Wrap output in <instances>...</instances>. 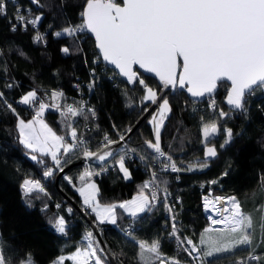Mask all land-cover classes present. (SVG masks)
Returning a JSON list of instances; mask_svg holds the SVG:
<instances>
[{"label": "trees", "instance_id": "trees-1", "mask_svg": "<svg viewBox=\"0 0 264 264\" xmlns=\"http://www.w3.org/2000/svg\"><path fill=\"white\" fill-rule=\"evenodd\" d=\"M84 3L85 0H40L37 5L31 0H8L7 15H0V91L4 92V98L11 102L19 115L25 117L33 115L34 109L15 102V99H20L30 89H36L45 101V92L50 94L52 90H59L64 93V98L57 101L62 105L70 101L79 102L77 98L83 97L87 101L86 105L95 110L96 116L89 121L75 118L74 126L78 136L87 140L88 146L94 150L102 143L104 132L112 140L118 138L116 129L124 133L129 126H133L144 113L142 107L149 103L141 101L144 94L141 86L127 84L126 80L114 75L112 67L98 59L92 36L85 33L74 39L54 35L67 26L81 23L80 13ZM17 8L25 10L29 18L41 15V21L35 28L29 26L25 31L18 27L16 31H12L11 26L16 23L13 17ZM36 32L43 34L45 39L34 42ZM65 46L70 48L67 55L61 52V48ZM93 70L95 85L90 89L87 83L93 79ZM140 76L150 87H159L153 76L143 73ZM7 84H12L13 87H6ZM226 87L227 85L220 86L215 94L218 96L217 108L230 113L228 118L219 123L222 129H232V142L220 148V143L225 139L221 131L212 138L218 155L208 161L206 168L196 167L193 171L179 173L159 169L156 173L159 180L167 181L168 191L173 193L174 198L180 199L173 216L181 237L186 235L201 238L205 229H209V234H212L213 228H222L219 225H208L209 217L202 199L209 187L213 193L237 197L242 211L252 216L253 245H240L229 252L215 253L212 257H207L211 264H237L239 259L248 261L253 247L261 260L250 261L249 264H264V244L261 243L260 228L261 217L264 215V192L261 190L264 183V93H255L247 98L246 114L230 112L223 102ZM167 97L172 110L162 128V150L166 155H171L180 167L195 166L204 159L201 117L204 121H209L216 118V114L211 109L199 108L193 111L192 104L195 101L185 91L169 90ZM46 102H50L49 99ZM151 114L146 115L137 125L128 141L143 153H150L143 146L144 140L152 137L148 122ZM44 118L64 135L66 129L58 111L49 108ZM16 122V117L0 105V241L4 242V254L11 258L12 264H19L26 253L32 254L35 264H51L57 256L68 255L77 247L85 246L86 233L93 231L88 220L69 200L71 198L76 204L86 208L83 198L73 186L76 173L84 169V165L82 162L70 165L60 176L59 187L55 182L58 171L54 177L45 179L42 175L44 165L31 160L27 150L16 142ZM82 158V155L74 153L67 165ZM65 159L68 157L62 155V162ZM45 161L48 167H52L50 157H46ZM126 163L132 174L131 179L122 178L118 165L98 176L94 175L99 186L100 202L117 203L138 193L149 175V167L137 156L132 160L127 159ZM224 172L228 175L223 176ZM65 176L71 177L72 183L65 180ZM26 177L40 179L47 193H41L38 199H32L31 206L20 187ZM213 179L217 183L211 184ZM45 205L47 210L42 211ZM69 208L72 209L71 213L68 212ZM86 211L95 221V214L91 209ZM116 211L117 225L104 224L98 227L108 248L116 254L119 264H143L139 248L141 240L148 243L159 240L160 257L154 258V264H159L161 259L167 261L171 258L178 259L181 264H190L185 252L180 251L174 238L168 235V217L163 203L158 204L151 212L135 218L137 227L134 231L130 230L133 231L134 239L125 234L124 228L132 217L122 209L117 208ZM57 216H63L66 220V235L56 233L49 224V219ZM65 264L73 263L65 261Z\"/></svg>", "mask_w": 264, "mask_h": 264}, {"label": "snow or ice", "instance_id": "snow-or-ice-1", "mask_svg": "<svg viewBox=\"0 0 264 264\" xmlns=\"http://www.w3.org/2000/svg\"><path fill=\"white\" fill-rule=\"evenodd\" d=\"M40 4V0H31ZM8 0H0V15H7ZM41 15L29 18L22 8L16 9L12 24V31L18 27L27 30L41 21ZM81 23L70 25L54 33L79 38L81 34L90 33L95 38V45L104 62L112 66L114 75L126 78L129 85L141 86L144 93L142 102L156 105V112L149 121L152 126L153 139H146L144 149L150 153H143L135 148L126 149L117 154L110 148L113 144L123 142L126 135L133 132L129 126L124 133L119 134L118 141H113L106 133L97 150H89L88 141L78 136L74 126L75 118L89 121L96 116L93 108L88 107L83 101L63 105L57 102L64 98V93L52 90L45 92L50 102L38 95L36 89L30 90L19 99V104L34 109L32 118L25 120L20 117L16 108L5 98L0 91V105H3L16 117L15 131L16 142L27 150L31 160L44 165L43 177H54L57 171L63 172L69 163L72 154L82 155L86 160L99 162L100 171L86 169L79 175L82 186L77 189L83 197L85 210L91 209L95 214L97 225H117V208L122 209L129 217L139 218L141 214L151 212L158 204L163 203L164 208L173 212V207L168 203L170 193L167 181L159 180L155 172L152 179L140 186L139 191L131 200L119 204L101 205L97 197L99 190L92 177L108 171V160L112 158L113 166L118 165V170L125 180L131 179V172L126 166V158L131 159L135 154L146 167H151V162L159 163L164 172L173 173L193 171L208 166V161L218 155L217 147L212 143V138L223 131L225 139L219 147L224 148L233 140L231 128L221 127L219 121L229 117L230 113L222 108H217L214 98L218 87H227L225 102L231 111L246 114L247 98L257 91L264 93V0H85L80 13ZM45 39L43 34L36 32L34 42ZM61 52L70 53L68 46L62 47ZM23 55V53H21ZM95 63V61H94ZM135 66L146 73L154 74L158 78L159 88L150 87L136 70ZM92 81L88 87L95 85V70L92 71ZM6 87H13L7 84ZM169 90L185 91L192 98L208 97V107L216 114V118L204 121L201 117L204 159L197 165L180 167L171 155H166L161 147V129L164 127L171 106L167 97ZM49 108L59 112L66 129V135H59L48 123L44 115ZM147 113L148 107H142ZM115 128V125L113 126ZM211 145V146H210ZM68 159L61 160V156ZM50 157L52 167L45 161ZM223 176L228 173L224 172ZM178 178V177H177ZM69 183L72 178L64 177ZM159 180V183H157ZM215 184L217 181H212ZM163 185V187H161ZM21 190L26 201L31 206V200L46 193L44 184L40 179L24 178ZM264 192V183L261 185ZM161 196L163 199H161ZM216 208L217 204H225L216 208L219 219L209 216L212 225L224 227L211 230L205 229L201 235L198 247L192 239H186L185 252L189 257L199 260L201 253L204 257H212L215 253L229 252L240 245L252 246L254 243V221L251 215L242 211V205L235 196L216 197L210 201L204 197V207L209 205ZM59 207V205H57ZM47 210V205L42 211ZM71 213L72 209L69 208ZM175 221V216L172 217ZM49 224L56 233L66 235V220L63 216L52 217ZM261 243L264 244V215L260 221ZM134 231V230H133ZM133 231L125 230L129 237ZM176 235V225H172V234ZM85 246L77 247L70 255H60L51 264H108L106 248L101 246L93 231H88L84 237ZM181 243H185L184 240ZM140 258L143 264H154V258L160 257V242L151 243L139 241ZM150 254V255H149ZM261 256L251 249L248 261H237V264H249L250 261H260ZM0 264H12L11 258L4 254V242L0 241ZM19 264H35L31 253H26L19 260ZM159 264H181L176 258L159 261Z\"/></svg>", "mask_w": 264, "mask_h": 264}, {"label": "built area", "instance_id": "built-area-1", "mask_svg": "<svg viewBox=\"0 0 264 264\" xmlns=\"http://www.w3.org/2000/svg\"><path fill=\"white\" fill-rule=\"evenodd\" d=\"M98 59H101L102 60V57H100V55L98 54ZM97 59V60H98ZM87 85H89L88 83H87ZM227 87H228V85H227ZM227 87H226V90H227ZM57 91H59V90H57ZM257 93V92H256ZM47 99H46V101H48V99H49V97L48 96H45ZM214 98L216 99V101L218 102V96H217V94H214ZM18 102L19 101V99H15V102ZM77 101H83L85 104L87 103V101L83 98V97H80V98H77ZM9 103H11L10 101H8ZM71 103H73L72 101H70V102H68V104H71ZM208 103H209V101H208V97H206L205 99H203V100H199V101H195L193 104H192V106H193V111H195V110H198L199 108H201V110H207V109H209L210 110V108L208 107ZM212 110V109H211ZM33 112H34V110H33ZM59 113V112H58ZM106 134V132H104V134L102 135V137H101V142L103 141V137H104V135ZM64 135H66V132H65V134ZM109 135V134H108ZM110 136V135H109ZM118 138H119V135H118ZM89 147V150H92L91 148H90V146H88ZM130 148H134L131 144H130V142H127V141H125V147L122 149V150H120L119 152H118V154L119 153H121V152H123V151H125L126 149H130ZM117 154V156H119ZM116 156V157H117ZM136 157V155L135 154H133L132 155V157H131V159L130 160H132V159H134ZM126 160H127V158H126ZM173 160H174V158H173ZM175 161V160H174ZM176 163H177V165L179 166V164H178V162L177 161H175ZM82 164L84 165V167H85V169H94L95 171H100V165H97V164H92L89 160H86V159H84V158H82ZM96 165V166H95ZM110 167H113V159L111 158V159H109L108 160V170H109V168ZM159 169H162L161 168V166H160V164L159 163H156V162H153L152 164H151V167H149L148 168V173H149V175L144 179V183L145 182H148L149 180H151L152 179V173L153 172H157ZM170 171V170H169ZM156 175H157V173H156ZM158 183V182H157ZM169 193H170V195H169V197H168V203L173 207V212L172 213H169L166 209H165V211H166V215H167V217H168V224H167V226H169V229H168V235L169 236H171L172 238H174V240H175V244H176V247H178L179 248V250L180 251H183V252H185V247H188V245L186 244V239H192L193 241H194V243H196V245L198 246V247H201V248H203V246H201L200 245V243H199V241H200V238L198 237V238H193V237H191V236H184V237H181L180 235H179V232L177 231V229H176V235L175 236H173V235H171L172 234V225H173V223H175V221H173V219H172V217H173V214H174V208H175V206H176V203H179L180 202V199L179 198H174V196H173V193L172 192H170V191H168ZM222 196V197H230V196H228V195H223V194H217V193H213V191H212V189L209 187L207 190H206V192L203 194V203H204V197L205 196H209V197H211V198H216V197H218V196ZM161 199H163V197L161 196ZM204 209H205V207H204ZM205 212L207 213V215H208V217L209 216H211L212 218H214V219H219L220 217H219V215H218V213H214V212H212V211H210V210H206L205 209ZM208 225H212L211 224V220L209 219V222H208ZM137 227V220L135 219V218H130L129 219V221L124 225V228H125V230H128V231H130V230H133V229H135ZM182 240H184L185 241V243H181V241ZM185 255L190 259V264H211L210 262H209V260H208V258L207 257H204L203 255H202V253L200 254L201 255V259H199V260H196V259H193V257H189L188 255H187V253L185 252ZM237 261H241L240 259L239 260H237Z\"/></svg>", "mask_w": 264, "mask_h": 264}, {"label": "water", "instance_id": "water-1", "mask_svg": "<svg viewBox=\"0 0 264 264\" xmlns=\"http://www.w3.org/2000/svg\"><path fill=\"white\" fill-rule=\"evenodd\" d=\"M87 34H89L90 36H92L93 38H94V36L92 35V34H90V33H87ZM94 42H95V38H94ZM96 46V45H95ZM97 49V48H96ZM97 51H98V49H97ZM98 54H99V51H98ZM100 55V54H99ZM100 57H102V56H100ZM102 61H103V59H102ZM104 62V61H103ZM106 63V62H105ZM107 64V63H106ZM107 66L108 67H112L111 65H108L107 64ZM135 68H136V70L138 71V73L140 74V73H143V74H147V75H150V76H153L154 77V74H152V73H146V72H144V70H142V69H139V67L138 66H135ZM119 77H121V76H119ZM121 78H123L124 80H126V78H124V77H121ZM141 78L143 79V77L141 76ZM155 78V77H154ZM156 80H157V82H158V78H156ZM159 84V83H158ZM229 86V85H228ZM153 88V87H152ZM159 87H155V88H153V89H158ZM218 89H219V87H218ZM218 89H217V91H218ZM171 92H175L174 90H170ZM216 91V92H217ZM226 92H227V90H226ZM226 92L224 93L225 94V96L223 97V102L225 103V105H227L226 104V102H225V97H226ZM185 93H186V90H185ZM187 94V93H186ZM187 96H190L189 94H187ZM192 98V97H191ZM206 97H203V98H192L194 101H199V100H203V99H205ZM228 106V105H227ZM147 107H148V109H149V111L147 112V113H143L138 119H137V121L135 122V124L133 125V130H135V128L137 127V125L142 121V120H144V118L146 117V115H148L149 113H151V112H153V113H155L156 112V108H157V106L156 105H152V104H148L147 105ZM229 107V106H228ZM152 113V114H153ZM151 114V115H152ZM150 119H151V116H150V118H149V121H150ZM148 121V122H149ZM149 126H150V130H152V126L150 125V123H149ZM162 131H163V129H161V135H162ZM134 132V131H133ZM132 132V133H133ZM131 133V134H132ZM131 134L130 135H126V139H125V141H130V136H131ZM118 139L119 138H115L113 141H118ZM147 139H153V132H152V137L151 138H147ZM125 141H123V142H119V143H115V144H113L112 146H111V148H110V150L113 152V153H116V154H118V152L120 151V150H122L124 147H125ZM144 142H145V140H144ZM161 143H162V140H161ZM211 146V145H210ZM204 147H205V145L203 146V149H204ZM97 149H94V150H92V151H96ZM109 159H111V158H109ZM210 160H212V158L210 159ZM92 164H97V165H99V162L98 161H96L95 159H93V160H89ZM82 162V159H80V160H78V161H73V163H70L69 165H66L65 167H64V171H66L69 167H70V165H73L74 163H81ZM63 171V172H64ZM63 172H57V174L55 175V179H56V185L59 187V179H60V176L62 175V173ZM64 195H65V197L66 198H69L68 197V195L66 194V193H64ZM69 200L71 201V203H73V205L74 206H76V208L77 209H79V211L81 212V214L84 216V218L85 219H87L88 220V222H89V224H90V226H91V228L93 229V231H94V233H95V236H96V239L97 240H99L100 241V243H101V246H103V247H105L106 248V253H107V258H108V264H119L118 263V260H117V257H116V254L112 251V250H110V248H108V246H107V244H106V241L104 240V238H103V235H102V231H101V229H99V227H98V225L95 223V221L93 220V219H91L90 218V216H89V213L85 210V208H83V207H81V206H79L78 204H76L71 198H69Z\"/></svg>", "mask_w": 264, "mask_h": 264}, {"label": "rangeland", "instance_id": "rangeland-1", "mask_svg": "<svg viewBox=\"0 0 264 264\" xmlns=\"http://www.w3.org/2000/svg\"><path fill=\"white\" fill-rule=\"evenodd\" d=\"M30 90H32V89H30ZM30 90H28V91H30ZM28 91H26V93H27ZM257 93H261V92L257 91ZM20 117L23 118V119H25V120L27 121V120H29V119L32 118V115H28L27 117L20 115ZM44 119H45V122L48 123L49 126L52 127L54 131L57 132V134L62 135V134H60V133L55 129L54 125L51 124L50 121H48L46 118H44ZM64 134H65V133H64ZM116 159H119V156H117ZM126 166L129 168V166H128L127 163H126ZM85 170H86V169H85V167H84V169L82 168V169H80V170L76 173L77 178H76V180L73 181V186L76 187L77 189H78L79 187L82 186V182L79 180V175L82 174ZM92 181L96 183L97 188H98V190H99V186H98L97 181H96V179H95L94 176L92 177ZM212 181H217V180L213 179ZM212 181H211V182H212ZM211 184H213V183H211ZM217 194H220V193H217ZM136 195H137V193L134 194V196H130V197L126 198V199H123V200L117 201V203H107V204H106V203H102V202H100L99 200H98V201L100 202L101 205L119 204V203H121V202L131 200V199H132L133 197H135ZM230 197H231V196H230ZM81 198H83V197H81ZM97 199H98V197H97ZM219 226L224 227L223 225H219ZM59 256H60V255H59ZM57 257H58V256H57ZM57 257H56V258H57Z\"/></svg>", "mask_w": 264, "mask_h": 264}, {"label": "bare ground", "instance_id": "bare-ground-1", "mask_svg": "<svg viewBox=\"0 0 264 264\" xmlns=\"http://www.w3.org/2000/svg\"><path fill=\"white\" fill-rule=\"evenodd\" d=\"M207 197L209 198L210 201H213V202L215 201V198H211L209 196H207ZM218 197H222V196L219 195ZM224 206H225V204H217L216 208H221L222 209ZM216 208H213L212 205L210 204L208 210H210V211H212L214 213H217L216 212Z\"/></svg>", "mask_w": 264, "mask_h": 264}, {"label": "crops", "instance_id": "crops-1", "mask_svg": "<svg viewBox=\"0 0 264 264\" xmlns=\"http://www.w3.org/2000/svg\"><path fill=\"white\" fill-rule=\"evenodd\" d=\"M134 196V195H133ZM76 250V249H75ZM75 250L71 251L70 253H68V255L72 254ZM73 263V262H72Z\"/></svg>", "mask_w": 264, "mask_h": 264}, {"label": "flooded vegetation", "instance_id": "flooded-vegetation-1", "mask_svg": "<svg viewBox=\"0 0 264 264\" xmlns=\"http://www.w3.org/2000/svg\"><path fill=\"white\" fill-rule=\"evenodd\" d=\"M151 113H153V112H151Z\"/></svg>", "mask_w": 264, "mask_h": 264}]
</instances>
